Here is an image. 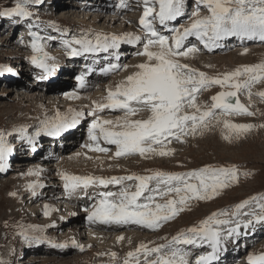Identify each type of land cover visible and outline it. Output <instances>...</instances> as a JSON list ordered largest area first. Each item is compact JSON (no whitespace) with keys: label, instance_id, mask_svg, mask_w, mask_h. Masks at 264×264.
I'll return each instance as SVG.
<instances>
[{"label":"snow or ice","instance_id":"1","mask_svg":"<svg viewBox=\"0 0 264 264\" xmlns=\"http://www.w3.org/2000/svg\"><path fill=\"white\" fill-rule=\"evenodd\" d=\"M36 2L14 0L13 6L0 10V17L12 18L17 22L32 19L35 14L30 10V5ZM139 2L143 5V13L138 20L143 29L142 35L88 29L82 30L79 35L62 39L69 57L107 53L109 62L100 69L103 75L129 68L135 71L114 85H108L107 94L99 100H93L87 112L70 107L66 112L57 109L51 116L45 113L31 132L29 129L32 126L27 124L15 126L11 131L0 129V172L7 170L8 159L14 151L10 137L16 136L26 142L32 151H36L37 141L42 136L62 137L75 129L86 116L92 119L87 130L88 142L82 147L107 154L110 147L102 145L114 146L112 158L134 155L144 159L171 157L176 153V149L170 146L173 141L187 143L189 137L203 136L217 126H222L223 138L230 143L246 137L253 129L264 128V123H236L228 118L257 115L259 110H251L252 97L255 95L264 101V90L254 93L253 87L264 83V61L240 65L216 75H209L183 62L201 50L190 43V37H195L209 51L223 47L222 41L230 37L241 41L264 42V0H195L197 7L189 15L188 23L172 27H169L172 22L185 15L186 0ZM118 7L127 8V0H119ZM201 8L207 10L206 14L201 12ZM36 21L28 25L33 54L27 59L43 71L40 79H47L55 73L58 64L52 62L56 58L46 51L45 41L55 40L56 37H45L38 31H32L38 27V17ZM49 25L56 27L54 22H49ZM56 31L61 37L69 36V31H61L59 27H56ZM122 44L139 45L136 55L144 59L134 65L121 64L119 49ZM248 51L245 48L244 54ZM94 70L89 66L87 72L76 77L79 89L87 87L86 76ZM12 71L11 67L0 66V75ZM214 86L222 90L211 96L210 102H201L200 95ZM241 93H246L247 104L241 102ZM65 95L71 100L81 98L78 91ZM105 110H118L123 115L106 119L101 115ZM145 112L146 117L141 115ZM260 115H264V112H260ZM75 155L80 156L81 153ZM84 155L87 156V153ZM43 171L37 167L22 175L39 176ZM147 171L148 174L110 177L76 175L65 171L61 173V178L69 195L78 190L87 194V189L97 185H121L119 192L98 193L99 199L84 209L88 213L89 223L137 225L155 231L180 213L190 211L193 202L215 199L225 190L239 184L241 174L245 177L251 175L247 170L241 173L236 164L211 163L182 172L162 169ZM126 181H134L135 184L132 187L123 186ZM26 187L32 196H38L40 193L37 190L44 185L38 180H31ZM11 195L17 194L13 192ZM53 211H57L54 205H44V215L50 216ZM257 224H264V194H257L230 208L213 212L170 239L163 237L164 243L141 242L136 249L126 254L122 264H215L228 240L248 235V230H254ZM18 227L19 234L28 243L47 242L57 248L71 245L81 251L85 248L74 238L56 243L44 235L43 228L35 225ZM117 239L123 241L125 237L119 236ZM205 244L211 251L199 255L193 261L185 246L200 247ZM108 255L116 258L118 254L111 252ZM0 264H4L2 259ZM246 264H264V251L249 252Z\"/></svg>","mask_w":264,"mask_h":264},{"label":"rangeland","instance_id":"2","mask_svg":"<svg viewBox=\"0 0 264 264\" xmlns=\"http://www.w3.org/2000/svg\"><path fill=\"white\" fill-rule=\"evenodd\" d=\"M88 1L89 0H64V1L56 0L55 1L56 4L51 11L49 10V7L50 5L54 4V2L50 0H37L36 3L30 5V10L35 14L32 19L35 22H37L36 17L39 18L38 28L33 31H38L42 36L45 37L48 36L56 37L55 40L45 41L47 45L46 50L52 49L53 52L55 54L57 53L58 55L60 54L64 55L66 53V49L62 44V39L69 38L72 35H79L82 32V30H84L85 28L84 25L82 24L83 23L82 20L77 22L78 25L81 26V28H77L74 27V24L76 23L75 22L76 20H74V18L63 16V14L61 13L67 7L70 8L71 6L68 5L69 4L71 5L73 3L74 5L72 6L73 8L72 10L74 11V13L77 14L78 12V14L81 15L83 12H87L89 9H91L88 8V10H86ZM100 1L101 0L94 1L93 5H96V8L94 11H89L90 13H93L95 11L102 12L106 8V6L105 7L103 6V4L102 7L99 6L98 8ZM127 2H128L127 10L124 11L121 17L124 18L125 16H127L131 18L133 17V19L126 20V22L122 26L121 32L117 34H122L125 32H134L136 34L142 35L143 29L138 24V20L143 13V5L139 2V0H127ZM13 4H14V0H0V10H2L5 7H11L13 6ZM196 7L197 5L195 3V0H186V16L183 17L179 22H177L174 25L173 23H171L170 24L171 27L178 26L180 24L186 25L188 23L189 15L191 14L192 11L196 9ZM201 12L203 14H206L207 10L201 8ZM97 13H95V15H98ZM7 21L12 22L13 27H11L10 25L8 26ZM26 21L28 20L20 21V24L17 27L16 20L12 18H8L7 20H5L4 17H0V40L5 37L7 38L9 37V39L11 40V42L7 43L5 46L0 48V66H6V63H9L11 64L10 66L11 68H13V66L15 67L18 74L17 80L13 81L8 79V81H10L11 84L16 83L17 81L20 82L24 81L26 82V84L29 85V87L31 86L32 88H36L39 83L37 85L34 84L36 83V77L39 71L37 68H34L33 65L30 63V61L27 59V57H29L33 53L29 43L31 38L29 37L28 39V36H25L26 33L22 30L25 29L22 23ZM49 22H54L55 26L59 27L61 31L68 30L69 36L61 37L60 33L56 31V27L50 26ZM71 29L73 30L75 29V31H71ZM234 39L236 40L237 38L234 37ZM21 40H23V43H21ZM17 42L19 43V46L16 45ZM190 43L196 45L201 50L198 53H196L194 56L185 58L183 62L188 63L190 66L197 68L200 71L207 72L209 75H216L224 71H230L240 65L258 63L261 60H263L264 57L262 56V58L259 59L258 58L260 57L259 55L250 56L252 51H255L257 49V47L255 46H260L259 44L246 46L247 49H249L248 51L249 54L248 52L244 54V50H243L244 48L237 46L226 49H219L218 51L216 50L214 52H211L209 50L204 49L202 44L194 37L191 39ZM53 44H56L57 47H53ZM16 47H19L18 52L14 51ZM128 48L129 47L125 46L123 49H128ZM231 53H235L237 57H239L240 59H244V61L241 63L240 61L239 62L237 61L235 67H229L225 70L223 69L212 70V66L209 67V65L205 66L204 64H202L200 67H197L196 64L193 62V60L191 59L198 56H212V57H214V55L227 56ZM19 55H21L22 57ZM143 59H144L143 57H139L137 55L128 56L125 59L124 64H128V65L138 64ZM79 70L80 68L77 70V72L75 71L68 73L67 81L63 82V80L59 79V81L61 82L57 81L56 83H54L60 85L53 86L51 84H48V86L53 88L52 91L54 92V94L60 92V87L66 90L72 89L73 84L67 85L66 83L68 81L73 82V78L77 76ZM132 71H135V69L129 68L126 71L117 72L112 79L111 78L108 79V82H110L109 85L110 84L114 85L116 82L121 80L126 75L130 74ZM8 73L9 72H5L3 75H0V79H4V78L7 79L6 74ZM118 76H120L121 79H117ZM7 88H10L8 87V84H6L5 82L4 84L0 83V129H6L8 131H11L15 126H19L21 124H27L32 126L29 129V131L30 132L33 131L34 128L38 126L39 120L44 118V114L41 113L29 114V115L27 114L28 115L27 116L25 112L28 111L27 108L29 107L28 106L29 104L25 102L24 106L20 105L19 100H21L20 99L21 95H19L18 93V96H16L15 91L11 92V95H9L7 92H3L5 91L4 89ZM26 88L27 86L15 87L16 90H20V91H24L26 90ZM221 90L222 89L219 86H214L212 88H209V90H205L200 95L199 99L201 102H205V103L210 102L211 96L215 95L217 92ZM261 90H264V83H258L253 87L254 93ZM105 92L107 94V90H105ZM50 94H52V92ZM59 96L60 95L56 96L55 98ZM240 100L242 103L245 104L249 102L246 93L240 94ZM252 101L253 103L251 105V110L252 111L259 110L257 111L256 116L240 115V116H231L228 118L236 123H254V124L264 123V115H260V112H264V101H261L260 98L255 95L252 97ZM7 105L9 110H12V108H14V112L15 111L17 112V113L15 112V116L12 115L10 116L11 112L8 110L9 111L8 113ZM60 111L66 112L67 109L64 108ZM30 113L33 112L31 111ZM47 113L49 116H51L52 110ZM37 115L39 116L36 118ZM122 115L123 113L121 111H116V112H112L111 114H104L103 116L106 119H111V118L115 119L116 117ZM141 115L146 117L147 113L145 112L142 113ZM9 139L11 143L14 142V139L15 142L20 141L16 136L10 137ZM81 145L79 144L78 146H75L74 144H69V146L66 147L67 150L65 149V151H62L63 155L62 156L59 155V159H58L59 161L57 160L56 162L57 167L58 164L60 165L62 162H64V157L66 156L69 157L71 156L70 158L73 161V163H76L81 159L88 162L89 158L86 159V157L95 158L96 156H101V157L107 156L101 153L86 150L82 148ZM170 146L176 149L175 155L171 157H153L150 159H144L139 155L121 157V158H112V156H110V157H106L108 159L107 163L112 164V163L122 162L123 164H127L128 161L130 163H133L134 160L139 159L135 163L134 166L135 169H132L131 171L130 169H126L124 171V174H122V176L129 175L132 173L148 174L147 170L150 169H162L164 171L182 172V171H188L193 168L202 167L205 164H209V163L216 165L236 164L241 170V173L247 170L251 173V175L245 177L241 174L239 184L233 185L229 189L225 190L221 196L216 197L215 199L209 201L193 202V206L190 211H184L180 213L175 219L167 222L162 228L158 230L153 231L146 228H142L137 225H121V226L112 227L109 230L103 228L102 231L100 230V233L102 232L104 234H107V236H114L116 233L127 231V232L137 233L142 236L141 238H143L140 242L131 239H129L131 243H129V240L127 239L123 241H119L120 246L117 245L113 246L111 250L106 252L98 251L96 246L87 243L88 241L86 240L84 242H81L76 237H69V235L66 236L64 239L63 238L59 239V237L56 236L58 234L59 235L63 234V232L64 233L67 232L69 227L72 228V230L74 231L75 230L74 226H79V228L84 229L86 233L89 232L88 230L89 226L86 221L87 214H85L84 211L80 208L77 211L69 209L70 202L67 201V199L59 198L64 196L63 183L61 181V177L59 174V171L61 173L63 168H56L55 166V169L50 170L51 181L57 183L58 185L57 188L55 186V190L54 188L46 189L47 184L50 185V181L47 178H44L43 181L45 183L43 187V191L49 193L48 198H51V200H49L48 198L46 200L48 203H51V205H54L55 209H57V211H53L50 216L44 215V205L39 206L40 215L38 216L33 214V212L29 211L28 210L29 206H31L32 204H33L32 206H36V204L38 203L42 204L43 200L40 198V200H38L35 203L32 199H30L28 202H26L25 199L20 200L19 195L22 192L20 190V185H17L16 182L14 184V181H12L10 179V176H7V174L1 175L0 187L4 184L5 188L3 190V193L0 194V259L3 260L4 264H24L25 261L26 264H100V263L122 264V261L126 256V254L129 251L136 249L141 242H145V243L155 242L156 244L164 243L165 241L162 239L163 237H168L170 239L172 236L176 235L181 230L187 229L189 227H192L193 225L198 224L202 219H205L213 212H216L221 209L230 208L231 206L245 199H248L249 197L255 196L257 194H264V128L253 129L250 133L247 134L246 137L230 143L223 138L222 126H217L213 128L211 131L205 133L203 136L197 135L196 137H189L187 143H180L173 141ZM110 149L113 151H110L109 154H113L115 152V147L110 146ZM77 151H79V153L82 152L81 153L82 158L81 155L76 156L77 157L76 160L73 157H75V154L78 153ZM43 152H41V154L47 155V153L50 152V149H48V151L45 150ZM84 153H87V156L85 158L83 157L85 156ZM26 154L29 155L30 151H27ZM21 155L22 154H19V157L13 161L11 165L12 166L14 165L15 167L14 166L13 167L15 169L9 173L15 174V170L17 169L18 164L25 163L28 161L31 162V158H27V156H21ZM60 160L62 162H60ZM127 166L132 167L130 164H127ZM115 169L118 170L119 169L118 166L115 167ZM95 173L104 174L105 171L96 169ZM24 177L27 178L28 176L24 175ZM22 180L23 179L21 178L19 181ZM134 184H135L134 181H126L124 182L123 186L132 187L134 186ZM120 189L121 186L116 187L115 192H119ZM107 190H111V188H108ZM13 192H15L17 195L15 196L11 195V193ZM93 203H89L87 208L90 207ZM66 210L67 213L65 214ZM248 210L249 209H245V211ZM73 213H75V215H73ZM78 216H80L81 218L78 219L79 218ZM248 218L249 217H245L244 219H248ZM46 221L60 223V229H56L55 231H52L49 228L47 230V226H46L47 231L44 230V235L51 237L52 240L56 243H63L65 241H69L71 238H74L79 244L85 246L84 250L81 251L79 248L71 245L67 248H57V247H53L51 244L47 242L36 243V245L34 246V244L32 243L26 242L23 236L19 234L20 233V227H18L19 225H23L24 227H30L32 225H35L44 229L45 228L44 223ZM91 229L93 230L92 232L96 231L94 227H91ZM48 231L55 232L56 235L53 237L47 234ZM261 231L264 232V228ZM114 239L116 240V242L118 241L117 237H114ZM254 239H255L254 241L255 244H251L250 247L243 248V251L241 252H237V253L233 252L229 254V256L225 258L226 261H224L225 262L224 264H246L245 257L248 255L249 252H251L254 249H257L259 246L261 247L259 251L264 249V247H262L264 246V233L263 234L261 233V235H258ZM243 241L244 239L241 238L240 243H242ZM89 245L90 247H88ZM185 248L186 250H188L189 246H185ZM111 252L117 253L118 254L117 257L113 258L110 255H108V253ZM101 253H105V254L101 255ZM199 255L201 254H193V259L195 260V258L198 257ZM27 261L29 262L27 263Z\"/></svg>","mask_w":264,"mask_h":264},{"label":"bare ground","instance_id":"3","mask_svg":"<svg viewBox=\"0 0 264 264\" xmlns=\"http://www.w3.org/2000/svg\"><path fill=\"white\" fill-rule=\"evenodd\" d=\"M50 1L54 2V4L50 5V7H49V10L51 11L54 8L55 4H56V2H55L56 0H50ZM61 1H64V0H61ZM94 1L89 0L87 2V6H86L87 9L86 10H88V8H91V9H89L87 12H83L81 15H79L78 12H77V14L74 13V11L72 10L73 9L72 6L74 5L73 3L71 5L69 4L68 6H71V7L70 8L67 7L65 10H63V12L61 14H63V16H68L70 18H74V20H76L75 21L76 23L74 24V27L81 28V26H79L77 22L82 20V22H83L82 24L84 25V28H85L84 30L92 29V30L101 32L100 30H97L96 27H97V25H99V23H102L101 22L102 20H104V17L101 16V13L106 12L108 8L104 12L95 11L93 13H90L89 11H94L95 8H96V5H93ZM113 2L114 1L111 0V2L109 4V8L113 7V9H112L111 14L109 16L110 21H109V26H108L107 30L110 33H113V32L120 33L121 30H122V26L126 22V20H130L132 18L131 17L128 18L127 16H125L126 18L125 17L122 18L121 15L125 11V8L121 9V8L118 7L119 1L116 4H114ZM97 12H99V13H97ZM95 13H97L99 15L95 16ZM185 16H186V13H185V15L183 17H185ZM183 17H180L176 21L172 22L173 25H174V23L176 24V22H179V20H181ZM7 23H8L7 24L8 26L10 25L11 27H13L12 22L7 21ZM169 27H171V25H169ZM31 30L33 31L35 29L33 28ZM71 31H75V29L74 30L71 29ZM191 38H193V37H190L189 39H191ZM233 38L234 37H230V38H227L226 40H228V41H229V39L233 40ZM226 40H224V41H226ZM237 40H238L237 42L233 43L232 45L229 44L228 46H230V47L247 46V45H251V44H255L256 45V44L264 43V42H255V41L254 42L253 41L249 42V40L241 41L239 38ZM9 42H11L9 37L8 38L7 37L2 38L0 40V46H1L0 48L5 46ZM226 42H225V45H223V47L216 48V49L226 48V46H227ZM56 44H53V47H57ZM222 44H224L223 41H222ZM16 45L19 46V43L17 42ZM60 45H62V44H60ZM130 46H132L133 48L138 47V45H130ZM255 47H257V49L255 51H252L250 56L259 55L260 57H258V56L257 57L259 59H261L262 56H264V46L260 45V46H255ZM245 48H247V47H244V49ZM216 49H213L211 51H214ZM14 51L18 52L19 51V47H16L14 49ZM47 52L51 56L56 58L55 61H52V62L58 64L57 68H62L63 69V71L61 73V76H60V79L63 80V82L68 80L67 79L68 73L75 72V71L77 72V70L79 69L78 66L82 67V68H87V71H88V67L89 66L94 68L95 70L92 71L93 73H95V76L92 77V79H94V80L91 82L90 79H89L87 81V87L85 89H79L78 81L75 78V80H73V82H76V84H75L73 90L70 91V92L78 91L81 98L78 99V100H71L65 94H62L61 97L60 96L57 97V98H55L56 96L53 97V95H55V94L52 91L53 88L48 86V83H46L47 79H40L39 82H38L39 84H38V86L36 88H32L31 86L29 87V85L26 84V82H24V81H22V82L17 81L16 83H12V84L10 83V81H8V79L13 80V81H15L17 79H12V78L0 79V83L4 84V82H5L6 84H8V87H10V88L4 89L5 91H3V92H7L9 95H11V92L15 91L16 92V96H18V93H19V95H21V97H20L21 100H19V104L20 105L24 106L25 102L29 104L28 105L29 107L27 108L28 111L25 112L26 115L27 114L28 115L29 114H37V113L45 114L47 112H50L51 110H52L51 114L54 115L55 110H57V109L62 110L64 108H66L68 110L70 107L71 108H76L78 110H83V111L87 112L89 107H90V105H91V103L87 100L88 96H90L91 97V101H93V100H99V99H101L102 97H104L106 95V92H105L104 88L107 89V87H108V84H107L108 83V79H106V80H104V79L106 77L110 76V74L109 75H103V74H101L100 69L102 67H105L109 61L104 62L105 60H103L99 56L101 54H106L107 55L106 57H108L107 53L88 54V55H85V56L69 57V56H66V54L65 55H58L57 53L55 54V53H53L52 49H49ZM119 52H120V61L119 62H121L123 58H126L129 55H132L133 51H131V54H129V52H127V50L119 49ZM248 54H249V52H248ZM19 56H21V55H19ZM95 56H97V57H95ZM78 58H80L81 60H76V61L73 60V59H78ZM67 59L68 60L71 59V60L66 62L65 60H67ZM191 59L193 60V62L196 64L197 67H200L202 64H204L205 66L211 65L212 66V70H214V69H216V70L217 69L225 70V69H227L229 67H235L236 64H237V61L238 62L240 61V63L244 61V59H240L239 57H237V55L235 53H231V54H229L227 56H221V55L220 56L214 55V57H212V56H198V57H194V58H191ZM261 61H264V57H263V60H261ZM112 62H115V61H112ZM6 66L10 67L11 64L6 63ZM12 70H13L12 71L13 73L9 72V74L7 76H9V77H17L18 74H17V71H16L14 66H13ZM39 70L43 73V71L41 69H39ZM56 74L57 73L53 74L49 78L55 76ZM117 79H121V77L118 76ZM95 81L96 82H100L99 87L97 89H96L97 83ZM7 82H9V83H7ZM59 82H61V81H59ZM17 86H27V88L24 91H20V90H16L15 89V87H17ZM11 88H14V89H11ZM93 89H96V90L93 92L92 91ZM206 90H209V89H206ZM51 92H52V94H50ZM67 93H69V92H67ZM23 106H21V107H23ZM8 110H9V108H8V105H7V111ZM9 111L11 112L10 116L11 115L15 116V112L16 111L14 112V108H12V110H9ZM9 111H8V113H9ZM31 111L33 113H30ZM104 112H110V110H105ZM38 116L39 115H37L36 118ZM89 118H91V116H86V118L84 120H88ZM84 120L81 121L80 127L77 128V130H76L77 133L73 134L72 136H69L68 138H65V139H62V140H56V141H49V138H51V137L44 136L45 138H44L43 141H40V142L37 141L36 148H37L38 145L40 146V149L51 148V150H53L56 153L55 156H57V155L62 156L63 152H61L59 154V149H60V151L63 149V145L60 146L61 142H65L64 144L67 143L66 147H68L69 144H74L75 146L81 144L82 139H84V141H88L87 130H84L83 126L85 124L86 125L88 124V126H89L90 123L82 124L84 122ZM210 143H211V141H210ZM12 144L14 145V151L17 153L15 157H17L18 154H22L21 156L35 157V153L33 155L26 154L27 151L29 149H31V147L29 145H26V142L25 143H23L22 141L15 142V139H14V142H12ZM77 152H79V151H77ZM80 153H82V152H80ZM74 154H73V156H74ZM112 155L113 154H109L106 157H110ZM44 156H45L44 154H41V155L36 156L34 161L31 160V162L28 161V162H25V163L18 164L17 165L18 167L15 170V174L9 173V172H11V171H13L15 169L14 165H13L14 167L11 166V162L13 161V159L9 158L8 159L9 167L7 168V170L5 172H0V176L4 175V174H7V176H10V179L12 181H14V184L16 182L17 185H20V190L22 191L20 193V195H19L20 196V198H19L20 200L25 199L26 202H28L30 199H32L34 201V203L37 202L38 200H40V198L43 200L42 204L38 203V204H36V206H32L33 204L32 205L30 204L31 206L28 207V210L33 212V214H35L36 216L40 215V211H39V206L40 205L51 204V203H48L47 200H46L49 197V193H46V191H43L42 188H40V189L37 190L40 193V195L32 196L31 193L27 190L26 185L31 180H38L41 184L44 185L45 184L43 182L44 178L50 177L49 176V174L51 173L50 170L51 169H55L56 165H55V163L53 161L49 162V160H48L47 162L46 161L45 162H41L42 159H44V160L49 159V157L45 158ZM70 157L69 156L64 157V162H62L60 160V162H62L61 163L62 165L58 164L57 168H63L61 173L66 171V172L71 173V174L75 173V174H79V175H94V176L97 175V176H104V177L122 176V174H124V171L126 169H130V171L132 169H135L134 168L135 163L139 160V159L134 160L133 163H130L128 161L127 164H130L132 166V167H129V166H127V164H123L122 162L109 164V163H107L108 159L106 157H101V156H96L95 158L88 159V162H86L85 160L81 159V160L77 161L76 163H73V161L70 160ZM83 157L85 158L86 156H83ZM97 157H99V159H97ZM73 158H75L77 160L76 155ZM81 158H82V155H81ZM75 159H73V160H75ZM86 159H87V157H86ZM117 166L119 168L118 170L115 169V167H117ZM37 167L44 169V171L41 172V174L39 176H28L27 178H25L24 175H22V173H26L29 169H35ZM96 169H99V170H102V171L104 170L105 173L104 174L95 173ZM61 173H60V175H61ZM21 178L23 180L19 181ZM61 180H62V178H61ZM62 182L64 184L63 180H62ZM55 186L58 187L57 183L51 182L50 185L47 184V188L46 189H51V188L55 189ZM117 186L118 185H108L107 187H104V186L97 185V186L91 187V188L87 189L86 197L90 196V200L92 198H97L98 197V195H97L98 193L105 192L106 189L109 188V187H112L111 192H114V188L117 187ZM4 188H5V185L3 184L0 187V194L3 193ZM84 194H85V192L83 190H78L77 192H75V193H73L71 195H69L65 191V196L60 197V198H64V199L69 200L70 203L72 204L71 208H74L75 210H77V209H79L81 207V209L84 210L86 208V203H85L86 201H84L82 199V196ZM94 195H96V197H94ZM48 199L51 200V198H48ZM80 205H82V206H80ZM66 213H67V210H66L65 214ZM75 213H77V212H75ZM84 213H86V212L84 211ZM78 217H79L78 219L81 218L80 216H78ZM44 224H45L44 230H46V226H47V230L49 228L52 231H55L56 229H60V223H57V222L54 223L52 221H46ZM53 224L55 226H51V227L49 226V225H53ZM87 224L89 226L94 227L96 229V231L92 232L93 230L89 229L90 233L89 232L86 233V231L84 229L79 228V226H74L76 231L75 230L73 231L72 228L69 227L67 232H65V233L63 232V234H60V235L59 234L56 235L55 232H51V231H48L47 234H49V235H51L53 237L56 235V236L59 237V239H62V238L64 239L66 236L69 235V237H76L81 242H84L86 240V241H88L87 243L96 246L97 250L100 251V252L109 251V250H111V248L113 246H116V245L120 246V243H119L120 240H118L116 242L114 237L124 236L125 239H127V240L131 239V240H135L137 242H140L143 239V238H141L142 237L141 235H139L137 233H133V232H127V231H122L120 233H116L114 236H107V234H104L102 232L100 233V230L102 231L103 228H106V229L109 230L110 228L116 227L117 225H113L112 226V225H106V224H101V223L91 224V223L88 222V220H87ZM257 232H258V230L249 229L248 234L250 236L255 237V233H257ZM227 243H226L224 251H228V250L234 249V247H232L233 243H229V242H227ZM32 244H34V246H35L36 242H32ZM246 245L248 246L249 244L246 243ZM206 246H208V245H206ZM262 247H264V246H262ZM197 248H198L197 246H194L192 248V250H197ZM260 248L261 247H259V249ZM202 249H204V248H202ZM259 249L257 251H259ZM260 251H264V249H262ZM223 256H225V255H222L221 257H223ZM28 262L29 261H27V263ZM24 264H26V261H25ZM100 264H108V263H100Z\"/></svg>","mask_w":264,"mask_h":264}]
</instances>
